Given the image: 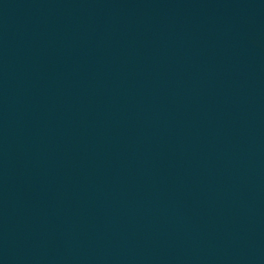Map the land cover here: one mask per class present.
I'll use <instances>...</instances> for the list:
<instances>
[{
    "label": "water",
    "instance_id": "obj_1",
    "mask_svg": "<svg viewBox=\"0 0 264 264\" xmlns=\"http://www.w3.org/2000/svg\"><path fill=\"white\" fill-rule=\"evenodd\" d=\"M0 264H264V0H0Z\"/></svg>",
    "mask_w": 264,
    "mask_h": 264
}]
</instances>
